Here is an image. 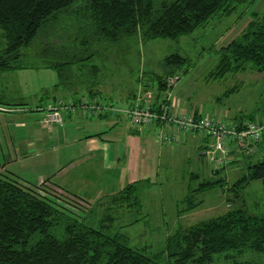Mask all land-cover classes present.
Segmentation results:
<instances>
[{"label":"trees","instance_id":"obj_1","mask_svg":"<svg viewBox=\"0 0 264 264\" xmlns=\"http://www.w3.org/2000/svg\"><path fill=\"white\" fill-rule=\"evenodd\" d=\"M248 1L0 0V75L50 67L59 76L54 87L78 84L93 99L103 96L99 88L103 66L97 60L104 50L136 39H176L194 33L217 14L230 15ZM35 43L41 47L33 54L42 63L23 59ZM216 51L219 61L210 78L264 73V13H255L238 36ZM51 56L54 60H47ZM187 63L186 57L172 53L165 57L166 72L154 74L156 83L150 79L139 84L143 90L162 94L173 87L169 78L179 76L178 70ZM0 105L20 104L4 101L0 93ZM247 122H238V127ZM225 168H215L214 179L190 189L179 215L204 204V199L196 201V193L219 187L237 199L252 181L262 180L264 186V158L247 163L242 176L230 185ZM143 183L131 182L89 208L58 194L44 195L0 171V264H264L238 259L246 251L264 254V202L254 208L235 206L186 228L179 227L167 237L164 249L155 253L146 246L130 245L125 234L111 229L125 211L143 209ZM228 200L233 201L229 196ZM98 207L102 209L100 228L87 222Z\"/></svg>","mask_w":264,"mask_h":264},{"label":"rangeland","instance_id":"obj_2","mask_svg":"<svg viewBox=\"0 0 264 264\" xmlns=\"http://www.w3.org/2000/svg\"><path fill=\"white\" fill-rule=\"evenodd\" d=\"M155 1L160 3L163 0ZM255 13H264V0H249L239 4L230 15L217 14L210 19L205 27L176 39H136L123 46L104 50L97 60L103 66L102 84L99 86L103 96L98 95V97L104 103L113 104L115 107L126 105L128 101L126 96L137 89L139 82L151 79L153 83H156L154 74L166 72V56L180 53L188 59V63L178 70L180 80L178 86L175 85L170 90L173 94L184 96L183 100L186 102L189 98L191 105H196L204 111H215L218 108L231 111H252L254 114L263 112L264 73L240 72L217 79L209 76L219 61L216 49L238 36ZM40 47V44L35 43L29 48L28 55L23 56V59L30 63H42L41 59L33 54ZM47 60L53 61L54 57L51 56ZM58 82L57 70L50 67L6 71L0 75V93L4 101L20 104L16 105L17 107L23 104L24 107L34 108L39 104H46L53 98L50 96L56 95L60 89L63 91L76 89L77 93L80 92L78 84L73 87L60 85L54 87L53 85ZM162 92L164 93V91ZM45 94L50 96L43 98ZM0 109L3 111L15 110V108L7 109L1 106ZM60 111L67 110L60 109ZM72 111L75 110L70 112ZM47 113L48 111L42 118V125L57 124L65 130L64 114L58 123H46L44 118ZM84 116L88 117L89 115ZM257 118L260 116L255 117V119ZM263 158L264 150L246 157L241 165L251 161L257 162ZM195 170H198L197 177L192 178L190 177L189 164L178 163L175 166L172 163L166 171L162 170L158 176L145 179L144 185L140 189L143 209L125 211V214H122L113 223L112 232H121L129 238L130 245L146 246L152 253H155L164 249L167 237L179 227L186 228L200 220L222 214L235 206L249 205L254 208L264 202L263 181L255 180L241 192L237 199L233 193L224 192L219 187L205 193H196L194 196L196 201L204 199V204L182 217L179 215V210L186 206L185 197L188 193L190 194V189L198 187L205 180L214 179L206 174L205 166L202 164ZM244 171L245 168H242L238 172L230 173L227 177L228 185L233 184ZM228 196L233 201L228 200ZM77 213L84 215L83 212ZM101 215L102 209L98 207L93 210L87 222L100 228L102 227ZM134 219H138V221L133 222ZM238 259L264 261V254L246 251L244 254H240Z\"/></svg>","mask_w":264,"mask_h":264},{"label":"crops","instance_id":"obj_3","mask_svg":"<svg viewBox=\"0 0 264 264\" xmlns=\"http://www.w3.org/2000/svg\"><path fill=\"white\" fill-rule=\"evenodd\" d=\"M179 80L173 86H178ZM78 90L79 93L76 89H60L56 95L45 94L43 98H53L39 110L37 106L0 105L7 109L15 108L13 111L0 109V171L16 177L24 186L34 188L44 195L58 194L88 207L105 200L106 195L118 192L131 182L158 176L172 163L175 166L178 163L189 164L192 178L197 177L198 170L195 169L200 164L205 166L209 177L215 176L214 166L202 154L208 148L210 138L200 132L181 135L178 141L162 142L158 134L163 126L159 123L143 133H134L122 114L106 113L100 117H86L78 108L72 112L63 111L65 130L57 124L42 125V118L50 103L81 98L92 100L89 94L80 88ZM139 90H142L140 84L126 96V105L119 107L132 105ZM170 90L172 88L159 95L154 93L156 107L170 99L179 105L180 112L213 115L228 119L236 125L254 119L252 111L218 108L215 111H204L191 105L189 98L186 102L184 96L175 95ZM257 113L255 117L261 116L264 119V111ZM263 150L264 140L248 148H237L234 145L232 157L225 168L227 177L245 168L246 163H241L246 154L252 156Z\"/></svg>","mask_w":264,"mask_h":264},{"label":"built area","instance_id":"obj_4","mask_svg":"<svg viewBox=\"0 0 264 264\" xmlns=\"http://www.w3.org/2000/svg\"><path fill=\"white\" fill-rule=\"evenodd\" d=\"M178 80L179 76L175 75L169 78V83L174 85ZM77 108L84 115L96 117L106 113L122 114L126 116L130 128L139 133H143L159 123L163 126L158 134V138L162 142L178 141L179 136L186 133H203L210 138V142L202 154L215 168L224 167L228 163L232 157L234 145L237 148H247L249 145L259 143L264 139L263 118L248 121L244 127L239 128L238 125L228 119L195 112H180L179 105L170 99L169 103L164 102L156 107L154 93L143 89L135 95L134 103L125 108L104 103L102 99L90 100L89 98L50 103L44 122L58 123L62 120L63 115V111L60 109L70 112Z\"/></svg>","mask_w":264,"mask_h":264}]
</instances>
